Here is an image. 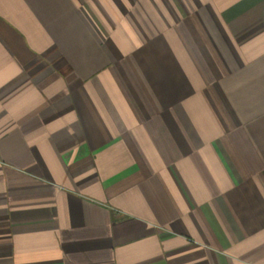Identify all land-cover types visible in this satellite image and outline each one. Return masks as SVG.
<instances>
[{
    "label": "crops",
    "instance_id": "1",
    "mask_svg": "<svg viewBox=\"0 0 264 264\" xmlns=\"http://www.w3.org/2000/svg\"><path fill=\"white\" fill-rule=\"evenodd\" d=\"M0 264H264V0H0Z\"/></svg>",
    "mask_w": 264,
    "mask_h": 264
}]
</instances>
